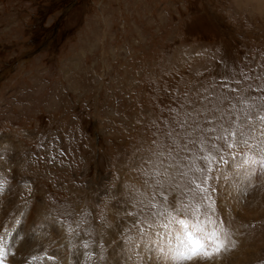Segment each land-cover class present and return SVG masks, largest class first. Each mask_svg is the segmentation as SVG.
<instances>
[{"label":"rangeland","instance_id":"rangeland-1","mask_svg":"<svg viewBox=\"0 0 264 264\" xmlns=\"http://www.w3.org/2000/svg\"><path fill=\"white\" fill-rule=\"evenodd\" d=\"M249 109L264 115V0H0V162H14L22 196L39 189L71 264H115L119 247L159 255L127 251L151 212L191 200L171 185L203 167L206 129ZM243 171L207 173L223 219L228 200L264 185ZM242 223L254 236L263 222Z\"/></svg>","mask_w":264,"mask_h":264},{"label":"snow or ice","instance_id":"snow-or-ice-1","mask_svg":"<svg viewBox=\"0 0 264 264\" xmlns=\"http://www.w3.org/2000/svg\"><path fill=\"white\" fill-rule=\"evenodd\" d=\"M215 133L210 137L211 143L205 149L207 155L199 157L203 161V167H192L186 165L187 171H180L176 175L184 181L183 186L173 183V188L183 187L181 195L190 194L191 200L184 203L177 198L174 205L164 207L163 210L151 212L152 217H158L156 221L145 219L146 227L138 229L139 239L131 243L128 251L140 248L141 251L147 249L154 255L158 264H192L193 261H209L224 252L231 250L235 246V241L229 242L226 239L229 233V224L222 217L218 216L215 209V202L211 201L208 195V172L220 164L231 163L234 168L243 169L248 176L257 174L264 175V155L257 156V152H264V115H251V110L244 112L240 119L232 120L227 126L220 125L217 128L206 129ZM253 143V141H257ZM221 142L223 148L228 150L248 147L249 153L233 154L229 151L228 156L221 154L223 149L217 144ZM216 153V155H213ZM2 158V157H0ZM215 160V165L213 161ZM189 172L200 175L189 176ZM214 179L216 177H213ZM4 181L0 179V191H2ZM157 183H161L157 181ZM167 196L164 197L167 202ZM145 207L157 208V205L149 201ZM135 215V213H129ZM137 223H140L137 221ZM132 241L129 237L125 243ZM88 242L84 243V248H88ZM2 255V253H0ZM84 255H89L84 253ZM56 261L57 257L48 255L45 251L43 256H32L33 261L43 260ZM132 259L131 256L128 257Z\"/></svg>","mask_w":264,"mask_h":264},{"label":"bare ground","instance_id":"bare-ground-1","mask_svg":"<svg viewBox=\"0 0 264 264\" xmlns=\"http://www.w3.org/2000/svg\"><path fill=\"white\" fill-rule=\"evenodd\" d=\"M8 164L10 163L0 162V179L4 181L2 191H0V253H2V255H0V264H71L73 259H64V253L68 248L65 251L63 250L67 244V237L62 245V234H64L62 226L54 218H51L44 208H41L44 207L43 205L40 206L39 204L36 205L33 203V201H36V199L40 197L38 196L40 195L39 189H36L35 187V189L32 188V190H28L32 191L30 193L33 194L32 197L30 195H27L26 197L22 196L25 189L28 187H24L27 183L23 185L20 183V185H17L16 182H9L8 179L13 180L16 176L15 172H13L15 170L12 169V164H14V162L11 161L9 169L7 168ZM9 171L12 172L8 173ZM253 178L254 181H256V177L254 176ZM248 179L250 180L252 178L249 177ZM28 181L31 184L33 183L31 182V179H28ZM246 181L248 182V180ZM241 189L240 191H242ZM249 191V196L244 195L245 192L243 195L238 193L239 195L235 196L233 200H228L227 206L231 210L229 212H232V215L220 209L221 215L229 224V233L227 234L226 239L229 242L235 241L236 246L213 260L203 262L196 260L193 261L192 264H243L244 261L248 262V259H250L252 263L254 261L252 258L256 257L262 250H264V185L261 186V189L258 188L254 194L253 190L251 191L250 189ZM257 195H259L260 201L255 199ZM228 197L230 196L228 195ZM260 202H262L261 210L259 207ZM20 203L23 204L20 206L19 210H17ZM42 204L45 203L42 201ZM22 208L26 209L25 213H23ZM259 219H262L263 223L259 227V235L258 232L253 230L255 231L254 236L258 235L256 239L253 234H251L252 231H250V229L245 230L240 227L245 225L242 223L244 220L254 221ZM123 226L121 227L124 229ZM121 248H124V250L121 251ZM137 249L139 253L149 252L147 249H144L143 251H141L140 248ZM232 249L236 250L233 251ZM126 250L125 247H119V257L118 260L115 261V264H158V261L154 257L147 256H145L144 259L141 258L135 260V258L138 257L137 255L129 260V255L126 253ZM45 251L48 255L56 256L57 260L50 261L47 260L46 257L43 260L38 261H33L31 259L34 255L43 256ZM237 259H240V262L239 260L237 261ZM105 264L112 263L108 261Z\"/></svg>","mask_w":264,"mask_h":264}]
</instances>
